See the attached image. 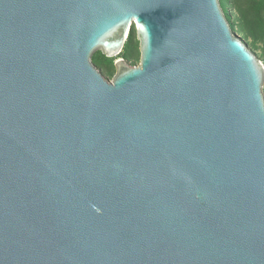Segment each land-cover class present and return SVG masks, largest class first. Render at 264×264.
Listing matches in <instances>:
<instances>
[{
	"label": "water",
	"instance_id": "1",
	"mask_svg": "<svg viewBox=\"0 0 264 264\" xmlns=\"http://www.w3.org/2000/svg\"><path fill=\"white\" fill-rule=\"evenodd\" d=\"M263 88L219 0H0V264H264Z\"/></svg>",
	"mask_w": 264,
	"mask_h": 264
},
{
	"label": "trees",
	"instance_id": "2",
	"mask_svg": "<svg viewBox=\"0 0 264 264\" xmlns=\"http://www.w3.org/2000/svg\"><path fill=\"white\" fill-rule=\"evenodd\" d=\"M219 2L232 32L244 40L251 39L254 47L260 44L258 47L262 51L264 62V0H219ZM131 30L132 33L130 32L121 52L128 60L134 58L135 50L133 37L136 34L134 28ZM92 62L95 66L104 65L103 73L109 72V64L105 62V57L100 52L94 55Z\"/></svg>",
	"mask_w": 264,
	"mask_h": 264
},
{
	"label": "rangeland",
	"instance_id": "3",
	"mask_svg": "<svg viewBox=\"0 0 264 264\" xmlns=\"http://www.w3.org/2000/svg\"><path fill=\"white\" fill-rule=\"evenodd\" d=\"M131 33H132V30H131ZM241 38V36H239ZM243 40V42L247 45L248 44V48L259 58V60L264 64L263 62V55H262V51L261 49L259 48L260 47V44H257L256 47H254L252 45V40L251 39H247V40H244L243 38H241ZM128 40V38H127ZM133 43H134V47H135V50H134V58L131 59V60H128L126 58H124L122 56V53H120L119 55H116L114 57H105V62L107 64H109V72L107 74L103 73L102 70L105 68L104 65H98L96 66L99 71L102 73V75L107 79V80H111L113 75L115 74V67H114V61L119 59V58H122L124 59L129 65H137L139 63V58H140V53H139V44H138V41L136 39V35H134L133 37ZM97 53V52H96ZM94 53V55L96 54ZM94 55L92 56V60H93V57Z\"/></svg>",
	"mask_w": 264,
	"mask_h": 264
}]
</instances>
